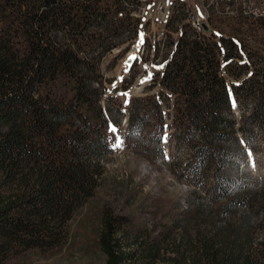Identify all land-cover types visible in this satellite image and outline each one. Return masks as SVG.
Returning <instances> with one entry per match:
<instances>
[{
  "label": "trees",
  "instance_id": "1",
  "mask_svg": "<svg viewBox=\"0 0 264 264\" xmlns=\"http://www.w3.org/2000/svg\"><path fill=\"white\" fill-rule=\"evenodd\" d=\"M129 6L120 0H0V264L66 242L70 222L95 195L114 152L109 129L125 114L127 141L134 128L147 129L164 153L168 130L172 163L193 188L190 206L174 220L182 237L168 230L162 239H143L136 251L124 250L118 237L123 218L104 208L99 245L106 264L160 258L169 264H264V236L255 239L264 231V180L239 183L227 172L254 126L264 131V17L210 16L239 20L229 35L210 30L207 36L206 24L173 28L179 37L170 40L174 50L163 60L160 80L166 90L160 98H133L123 112L111 96L103 103L98 71L115 45L105 44L103 34L125 23L134 34L139 30V18L119 14ZM173 20L171 14L167 26ZM248 21L261 41L251 58L237 32ZM250 65L255 70L244 78L238 70ZM249 100L251 127L233 107ZM180 152L188 157L180 159ZM259 214L261 222L253 224Z\"/></svg>",
  "mask_w": 264,
  "mask_h": 264
},
{
  "label": "rangeland",
  "instance_id": "2",
  "mask_svg": "<svg viewBox=\"0 0 264 264\" xmlns=\"http://www.w3.org/2000/svg\"><path fill=\"white\" fill-rule=\"evenodd\" d=\"M108 2L113 4L115 0ZM171 14L174 20L169 27L167 22ZM194 14L203 15L199 0H153L147 5L143 16L129 15L141 20L136 34L133 27L126 23L120 26L122 21H116L114 24L120 26L118 31L107 30L101 38L105 44H115L103 55L99 64V80L105 87L103 103L105 98L111 96L110 103L120 106L126 112L133 98L147 95L160 98V91L166 90L160 82L165 69L163 60L174 50L169 45L170 40L179 37L173 28H180L183 23L191 25ZM205 24L209 28L204 31L207 36L210 30L218 36L229 35L234 33L232 27L239 25V20L214 17ZM93 30H97V26ZM237 32L243 40L244 56L251 58L253 50L261 44L260 39L253 38L249 21L242 23ZM101 40H97L96 44L100 45ZM254 70L255 65H250L238 71H244L242 74L246 78ZM94 82L96 84V80ZM235 82L240 84V81ZM233 103L235 114H246L251 127V100L243 107ZM126 117L125 114L121 117L120 125L112 124L109 129L111 144L119 141L121 147L114 148V152L107 156L101 185L70 222L66 242L47 250L30 249L9 259L7 264H106V255L99 245L104 208L111 209L115 215L123 218L118 237L124 250L136 251L143 239H162L163 233L168 230H171L173 238L179 240L182 237L181 227H176L174 220L190 206L193 186L189 179L179 175V168L172 163L175 153L174 147L169 144L168 130L165 133L166 139L164 135V153H161L160 143L150 139L147 129L136 127L132 138L128 141L124 138L127 131ZM167 123L170 124V118ZM243 144V150L233 155L228 174L239 183L251 184L254 178L263 182V129L255 125L252 137L249 133ZM170 146L172 150H169ZM248 152L252 153L251 157ZM179 155L180 159L188 157L184 152ZM206 203L210 204L209 198ZM261 216L259 214L254 217L252 223L258 225ZM256 232L255 239L259 241L264 231L259 229ZM164 248H169L167 243ZM152 264L169 263L160 258Z\"/></svg>",
  "mask_w": 264,
  "mask_h": 264
},
{
  "label": "built area",
  "instance_id": "3",
  "mask_svg": "<svg viewBox=\"0 0 264 264\" xmlns=\"http://www.w3.org/2000/svg\"><path fill=\"white\" fill-rule=\"evenodd\" d=\"M153 0H120L132 7H141L142 14L143 5H149ZM203 15L194 14L193 24L197 28L202 29L205 23H208L210 16H223V17H248L251 14H259V18L264 17V0H236V3H228V0H199Z\"/></svg>",
  "mask_w": 264,
  "mask_h": 264
},
{
  "label": "bare ground",
  "instance_id": "4",
  "mask_svg": "<svg viewBox=\"0 0 264 264\" xmlns=\"http://www.w3.org/2000/svg\"><path fill=\"white\" fill-rule=\"evenodd\" d=\"M136 1H142V0H136ZM228 3H236V0H228ZM146 10H147V5H143V12H146ZM127 13L130 14V15L136 14L138 17L143 16V14H142V8L141 7H132V6H129L128 7V10L125 13H121L120 12L119 14L122 16V15H125ZM251 15H253L254 17H259V14H251ZM193 25L196 27L195 24H193ZM197 29H199V28H197Z\"/></svg>",
  "mask_w": 264,
  "mask_h": 264
},
{
  "label": "snow or ice",
  "instance_id": "5",
  "mask_svg": "<svg viewBox=\"0 0 264 264\" xmlns=\"http://www.w3.org/2000/svg\"><path fill=\"white\" fill-rule=\"evenodd\" d=\"M233 106H235V105H233ZM113 131H114V129H113ZM165 139H166V134H165ZM112 146H113V148H119V147H121V143L119 141H117ZM248 156L251 157L252 156V153L251 152H248ZM165 158L166 159L168 158L166 153H165Z\"/></svg>",
  "mask_w": 264,
  "mask_h": 264
},
{
  "label": "water",
  "instance_id": "6",
  "mask_svg": "<svg viewBox=\"0 0 264 264\" xmlns=\"http://www.w3.org/2000/svg\"><path fill=\"white\" fill-rule=\"evenodd\" d=\"M194 17V15H192V18Z\"/></svg>",
  "mask_w": 264,
  "mask_h": 264
}]
</instances>
